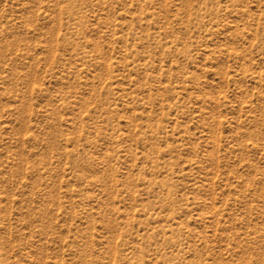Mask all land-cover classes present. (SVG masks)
<instances>
[{
	"label": "rangeland",
	"instance_id": "obj_1",
	"mask_svg": "<svg viewBox=\"0 0 264 264\" xmlns=\"http://www.w3.org/2000/svg\"><path fill=\"white\" fill-rule=\"evenodd\" d=\"M0 264H264V0H0Z\"/></svg>",
	"mask_w": 264,
	"mask_h": 264
}]
</instances>
